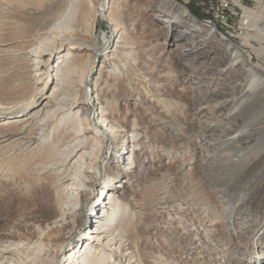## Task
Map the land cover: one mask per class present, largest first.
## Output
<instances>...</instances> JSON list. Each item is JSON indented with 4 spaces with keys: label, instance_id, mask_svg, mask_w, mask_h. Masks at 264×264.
Instances as JSON below:
<instances>
[{
    "label": "bare ground",
    "instance_id": "6f19581e",
    "mask_svg": "<svg viewBox=\"0 0 264 264\" xmlns=\"http://www.w3.org/2000/svg\"><path fill=\"white\" fill-rule=\"evenodd\" d=\"M122 1L127 4V0H0V62L4 63L0 65V118L8 117L0 123V178L13 182L29 177L47 211L45 219H36L30 239H0V264H161L138 245L146 214L136 192L123 193L124 185L139 180L138 168L132 171V167L142 166L140 154L148 151L144 140L150 128L136 117L120 119L112 107L113 97H124L125 86L130 85L125 81L144 79L133 72L136 48L117 14ZM178 1L183 5L175 0L156 2L166 22L182 25L188 33L184 36H189L175 49L179 52L168 61L170 69L163 76L174 74L187 86L189 110L184 113L185 129L175 130V114L150 117L149 127L162 133L153 147L176 153L182 140L194 137L203 140L202 153L212 155L199 162V185L188 197L183 185L170 194L177 173L168 166L147 214L180 221L190 211L212 219L211 231L203 234L213 243L205 249L215 261L213 251L228 248L235 234L243 239L263 231L264 237V68L252 65L247 50L230 41L234 37L218 31L199 12L191 15L186 8L190 5ZM104 9L116 40L99 67L98 78L86 87L94 60L105 58L107 38H101V44L92 38L95 14ZM74 43L81 51L89 48L91 57L63 50ZM243 45L264 55L250 36L244 37ZM55 56L54 66L45 64L46 57L48 61ZM41 64L45 68L40 69ZM241 74L246 75L240 78ZM50 86L44 101L33 109ZM139 99L145 103V97ZM157 102L163 109H180L165 96ZM110 149L111 155L118 156L109 161H121L119 171L101 165ZM102 169L105 182L100 192L111 199L93 204L91 196L100 186ZM118 178L123 186L114 182ZM197 190L220 195L223 210L211 214L210 203L200 200ZM97 207L105 214L94 217ZM225 212L233 219L232 231L218 239L213 227L227 219ZM195 235L191 242H196ZM79 237L82 241L72 246L71 240ZM254 249L246 257L256 255Z\"/></svg>",
    "mask_w": 264,
    "mask_h": 264
},
{
    "label": "rangeland",
    "instance_id": "374dc122",
    "mask_svg": "<svg viewBox=\"0 0 264 264\" xmlns=\"http://www.w3.org/2000/svg\"><path fill=\"white\" fill-rule=\"evenodd\" d=\"M175 1L182 4V2L178 0ZM94 2L95 1H93V3ZM156 2L157 0H127V4H125L122 1L117 11V14L122 17L127 35L131 38L136 48V66L133 72L137 75L142 74L144 79L140 80L138 77L136 81H125V84L129 83L130 85L125 86L127 89L122 99L115 100V97L112 98V107L120 119L131 121L136 117L140 124L146 128H150L147 139L144 140L145 147H147L148 151L140 154L142 166L136 167L134 164L132 167V171L138 168L139 180L138 182L134 181L133 185H124L126 189L123 191L125 196L131 195L133 191L136 192V201L146 214L145 217H143L144 224H142V229L138 237V245L143 252L148 253L152 258L158 259L161 264H264V255H261V253L264 254L263 231L256 233L254 236L251 235L250 237L246 235L243 239H240L237 234L231 236L232 238L228 246L229 249L224 247L223 251L221 249L214 250L213 255H215L214 257L217 259L211 261L212 257L210 251L205 248L207 244L212 246L213 243H210L211 240L207 242L203 231L210 229L208 226L211 225L210 222L212 219H204L201 215L194 216L190 211H186L187 219H182L180 221L173 219L169 220L167 215L156 217L147 214L149 201L156 195L157 191L162 188L163 180L161 179V174L168 169V166L169 169L177 173L173 175V183L170 184V194L175 195L178 192L177 188L183 185L185 186V195L188 197L190 194L192 195L195 193L199 185V162L202 161L203 156L212 155V152L211 154L202 153L203 140L198 138L195 139L194 137H188L182 140L180 149L176 153L165 154V152L157 151L153 147L161 141L162 133L159 129L149 127L150 117L157 119L164 118L166 115L173 117V114H175L178 119L176 124L177 129L175 130L185 129L186 116L184 113L186 110H189L188 96L185 95L187 86L181 84L180 78H177L174 74L163 76L166 75V70L170 69L167 65L168 61H171L174 55L179 52L175 49H177L178 46L184 45L187 41L186 37L189 38V36H184V33L186 34L187 32L182 28V25L176 23L170 25V23L166 22V15H162L163 11L157 6ZM186 8L191 15H196L195 12L190 9V6H186ZM107 12L108 9L106 11L104 9L102 13L96 12L95 14L92 38L94 41L96 40L101 44V38L106 37L107 44L104 47L105 51L103 53L105 58H96L94 60L86 87H89L99 75V67L105 62L106 56L111 53L113 44L116 40L113 26L103 16V14H107ZM92 13L94 14V12ZM21 19L22 18H17V20ZM192 35L198 36L196 32H193ZM247 36H250L252 40H254L255 47L260 46L264 49V44H260L259 39L256 40L255 38L257 37L255 30L254 32H249ZM196 39L198 40V37H196ZM243 39L244 38L238 40L230 39V41L242 47L244 51L247 50L246 53L252 65H262L264 68V62L262 61L264 55L261 57V55L254 53L249 46L243 45ZM89 40L91 41V39ZM211 41L214 40L212 39ZM212 44L213 43H210L209 46H213ZM80 47H78V44L74 43L72 46H66L63 50L69 48L73 52L80 54L83 58L91 57V50L89 48L81 51L78 49ZM45 59L46 65L54 66L56 64V56L53 60L47 61V57ZM0 65L3 66L4 63L0 62ZM39 67L40 69L45 68L44 64H41ZM245 75L246 74H241L240 78ZM237 83L239 84V82ZM144 87H147V89L142 93ZM50 89L51 86L42 92L34 107H32L33 109L44 101ZM138 94L140 95L138 96ZM141 96L145 97V103L140 101L139 97L141 98ZM162 96L168 97L172 101L180 104V106L178 105L180 107L179 111L173 108L163 109L157 102ZM6 118L8 117L0 118V123ZM127 135L130 136L129 133ZM195 147L200 150H194ZM104 153L105 155L101 165H106L110 170L114 171L122 169L121 161H113V159L109 161L111 157L118 156L117 153L116 155H113V153L111 155V149ZM171 163L173 164L170 165ZM101 171L102 176L99 177L100 186L98 184V187L94 189L91 196L93 204L99 201L100 203H104L111 199H109L110 194H101L100 192V187L102 183L105 182L103 169ZM119 179L120 178L114 182L116 185L123 186V183H118ZM30 182L29 177H25L24 180L17 178V180L13 182L0 178V239L10 238L12 236L17 241L22 242L28 240L34 236L35 231L33 227L36 224V219H45L47 217V211L42 204H40V194ZM197 191L199 193L201 192V197H199L200 200L210 203L208 205L210 207V212H212L211 214H218L217 211L221 210V208L223 210V207H219V204H222L220 195L214 193L210 194L207 190ZM213 196L215 197L213 198ZM226 212L227 219L223 222H218L215 226L213 224V230H215V235L218 239H223L232 231L231 224L233 219L230 218ZM103 213L100 207H97L94 212V217ZM90 219H93V217H90ZM184 221L187 224H184ZM195 227V231L191 230ZM43 232H45V230ZM180 232H182V235ZM194 234H196L195 243L191 242ZM80 241H82L81 237L72 239L70 244L75 246L79 244ZM257 241L259 242L256 245L255 243ZM253 246L255 247L254 250L256 255L250 258L246 257ZM63 253V255H66L65 253H67V251H63ZM223 255L225 257H222Z\"/></svg>",
    "mask_w": 264,
    "mask_h": 264
},
{
    "label": "built area",
    "instance_id": "2783aa9c",
    "mask_svg": "<svg viewBox=\"0 0 264 264\" xmlns=\"http://www.w3.org/2000/svg\"><path fill=\"white\" fill-rule=\"evenodd\" d=\"M201 18L212 22L214 28L235 39L256 32L264 44V0H183Z\"/></svg>",
    "mask_w": 264,
    "mask_h": 264
}]
</instances>
